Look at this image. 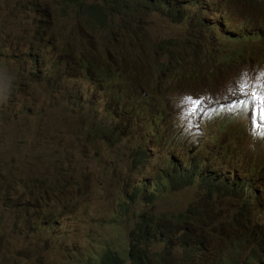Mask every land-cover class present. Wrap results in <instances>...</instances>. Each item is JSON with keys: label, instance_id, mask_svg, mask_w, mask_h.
<instances>
[{"label": "trees", "instance_id": "1", "mask_svg": "<svg viewBox=\"0 0 264 264\" xmlns=\"http://www.w3.org/2000/svg\"><path fill=\"white\" fill-rule=\"evenodd\" d=\"M21 2L18 8L21 14L40 6L49 31L48 37L43 36L42 27L24 34L23 22L10 8L9 13L0 17L9 21L6 31L0 25V33L6 34L5 37L15 35L13 41L25 47L10 66V73L0 80V88L7 95L2 104L9 110L15 108L14 113L24 121L26 127L21 135L34 156V162L25 163L21 173L10 157L0 154V264H169L175 258L184 260L183 264H201L203 257H211L206 251L195 252L200 243L190 245L185 240L181 241L179 250L164 239L160 243L165 248H155L159 230L169 222L186 228L218 224L216 218L220 213L212 217L203 205L209 200L216 202L218 191L206 182L205 172L194 155L196 150L185 144L176 130L175 124L179 121L169 112L168 99L154 102L147 91L142 90L145 96L133 102L135 91L130 94L135 84L156 87L175 67H188L180 50L171 48L174 54L157 55L149 61L130 47L123 45L125 51H122L118 43L112 42L101 52L94 51L90 58L83 59L79 48L71 45L73 39L68 29L85 28L88 23L105 27L110 22L109 13L133 11L140 2L135 6L132 0L128 4H121V0ZM229 2L227 11L221 13L226 25L239 21L237 26L244 22L253 25L248 33H239L237 42L242 44L246 36L252 35L264 38V0ZM44 4L55 8L53 17L47 14ZM251 9L254 10L250 14ZM204 21L195 30L198 34L202 28L215 29L213 21L206 18ZM114 38L118 40V35ZM200 44L196 42L195 47ZM47 46L52 55L64 48V58L62 61L54 55L55 66L44 72L39 66ZM262 48L259 46L255 51L264 58ZM16 52L17 47L12 50ZM203 55L215 59L207 56L205 47ZM199 58L198 54H190L186 60L201 62ZM6 65H10L8 61ZM209 73L218 76L215 63L209 66ZM10 75L14 77L7 79ZM114 77L125 80L127 99L125 105L111 115L94 105L99 98L98 88ZM22 98L28 102L16 107ZM165 141L167 144L173 141L178 150L164 152ZM89 158L93 164L91 171H88ZM82 159L84 166L78 171L74 163ZM147 165L156 170L153 175L145 177L139 185L127 180L131 167L141 171ZM246 174L251 176L248 171ZM17 183L21 184L20 189L16 188ZM184 187L194 195V204L186 206L185 210H167L166 195ZM259 188L264 190V185ZM242 197L235 193V203ZM87 199H94V203L89 204ZM97 203L106 208L107 227L102 228L98 243H90L80 250L76 235L82 226L101 214L95 207ZM60 214L67 228H63V224L59 227L56 219L50 221L51 216ZM224 222L240 233L235 238L226 226L221 228L217 238L231 235L232 239L231 246L216 257L219 264H264V227L247 233L226 217L221 221ZM100 230L91 228L90 233L100 234ZM192 236L190 232L186 239ZM55 248H61L62 253L52 254Z\"/></svg>", "mask_w": 264, "mask_h": 264}, {"label": "clouds", "instance_id": "2", "mask_svg": "<svg viewBox=\"0 0 264 264\" xmlns=\"http://www.w3.org/2000/svg\"><path fill=\"white\" fill-rule=\"evenodd\" d=\"M84 1L91 3L94 0ZM129 1L130 0H121V4H128ZM138 2H140V5L136 6L133 11H115L114 13H109L110 22H108L107 26L105 27H101L100 24H95L92 26L88 23L86 25L83 24L85 25V28L79 27L73 30L68 29V33L71 31V37L73 39L71 40V45L75 44V46L79 48L83 59L90 58L92 56V52L94 51L98 53L101 52L105 46L112 42L115 44L118 43L116 45L121 48L122 51H125L123 45L125 48L130 47L133 51H135V53H137V55H144L149 61L150 58L138 49L136 41H140L149 45L150 47H147L148 52H151L152 49H155V53L152 58L157 55L163 56L167 54H174L175 50L171 48L179 49L182 60L188 67H175L173 72H171V74L156 87H147L141 84H135L131 88L130 94H132L136 88H139L141 90H146L150 96V99L154 102L158 99L159 102H161L160 98L168 99L169 112H171L174 118L179 121L175 124V126L176 130L180 132L183 142L190 146L192 150H196L194 155L197 159H200L201 170L205 172V177L215 179V181L207 183L215 186V190L218 191V195L225 196V199L219 200L217 198L216 202L209 200L208 202L213 203V207L211 209H208L206 204H203L206 206L208 209L207 212L212 217H214L216 213H220V216L216 218V222L218 224H223V229H225L226 226L228 231L235 235L236 238L240 233L236 231L232 225L225 224V222L221 223L222 220H225V217L232 221L234 225L237 226L242 232L252 233L258 228L264 227V190H259V187L264 185V159L261 158L262 162L259 164H253L249 157V151L241 147L243 137L237 138L235 142H230L227 145H220L221 134L217 131L209 133V131L206 130L205 134L200 137L196 143H192L190 141L189 135L198 133L199 129L203 130V125L201 121L196 123L187 117L188 111H193L192 106L187 99L190 98L189 93L181 94L177 100L174 97L168 98L166 95H162V90L172 82L184 80V84L186 83L189 76L198 74L197 71L193 70L209 72V66L212 63L216 64V72L218 73V76H215L214 74L213 75L217 78L223 75L226 66L229 68L236 61H241L245 64L246 69L241 70L240 72H245L246 77L257 76L258 80H264V76L261 75L264 73V58L261 56V54H259V51H255V49H259V46L252 44L249 48V51L246 52L242 51L240 48V46H242L244 43L253 42L255 39H249V36H246L242 44H239L240 41L237 42L238 38L241 36V34H239L241 32H238V35H236V29L239 27V25L237 26L236 24H238L240 21L233 25H226L225 19L221 18V13L227 11L225 7L230 4L229 0H225V5L220 2H215V0H132V5L134 4L135 6ZM219 6L223 7L221 11L218 8ZM8 9L9 7L4 5V0H0V12L3 13H0V16L9 13ZM253 10L254 9H251L249 13L251 14ZM149 13L155 14L157 22H161L164 25L170 27L174 33L169 36H159L156 41H152L145 29V19ZM120 14L127 15L119 16ZM204 18H206L208 21H213V27L215 29L212 31L209 28H202L199 30L198 34V32L195 30L205 22ZM232 26L237 27L233 29ZM244 30L246 32L242 33L249 32L248 25H244ZM206 33H212L217 36L219 35V38H223L227 33V38H229L232 43L239 46L234 51L232 50L231 53H226L221 59H207L203 55L204 48L200 47V45L203 46L206 44L205 42H202L203 40H201L205 38ZM183 34H191L192 38L189 43L186 45H175L172 47L170 43L175 38ZM115 35H118V40H115ZM196 42L201 43L198 48L195 47ZM57 43L58 45L60 44V42ZM161 45H163V48L160 49L159 46ZM15 47H17V52L12 53L14 62L16 61L15 58L19 56L21 49L20 45L17 43H15ZM166 48L170 49L166 54H163L162 51ZM181 48L187 51L188 56L190 54H194V56L198 54L200 57L199 60L201 59V62H198V59H194L191 62L186 60L188 56L183 54L184 51L181 50ZM63 50L64 48H61L58 52L53 53L62 61L64 58L62 55ZM205 50L208 57L215 58V55H213L209 49L205 48ZM111 51L115 52L114 50ZM44 52L45 58L40 60L39 68L40 70L47 72V70H50L55 66V62H53L54 55L50 54L51 48L49 46L43 49V53ZM3 54L6 53H4V51L1 49L0 63H3ZM137 60L140 61L139 58H137ZM140 65L143 68L145 67L143 64ZM26 69L29 70L30 66H27ZM209 74L212 73H208L207 77H209ZM238 76H235L236 79ZM13 77V75H10L7 79ZM0 80H4L3 74H0ZM245 81L253 85H255L256 82L254 79H246ZM1 84L2 83L0 82V85ZM125 89V80L119 77L110 78L104 83L102 87L98 88L99 98L94 107L96 109L106 111L112 115L114 112H117L120 107L125 105L127 99ZM220 89H225V80L220 82ZM154 92L157 93L153 95ZM218 96H225V91L222 94H213L209 91H205L194 95L193 98H199L203 101L200 108L196 111L209 112L215 108H225V102L215 101ZM174 102L176 109H173L172 107ZM237 111L238 109L235 108V112ZM241 117V126L248 127L249 121L244 115H241ZM183 123L186 124L185 128L182 126ZM186 129L190 131V134L186 133ZM236 129L238 131L240 130V128ZM243 130L247 133V128ZM258 139L262 140V138ZM170 143L171 144H167L165 141L162 150L166 153H169L170 150L172 153H175L178 150V145L176 146L173 144V141H170ZM213 145H220L219 153L215 157V160H206L204 157L201 158L197 156V153L200 150L203 148L213 147ZM167 148L168 151H165ZM212 152L213 151L210 150H202L200 151V154L202 156H207L211 155ZM213 162H216L218 165L228 164L230 169H225L224 171ZM232 168H235V172L232 171ZM246 171L250 172L251 176H247ZM219 173L225 175V178L222 175H218ZM242 186L244 187V190L241 189L239 191L238 187ZM235 193L243 195V197L240 198L239 203H235L234 201ZM56 221L59 222V227L62 224L63 228L68 227L67 223H63L64 219L62 217L57 218ZM61 250V248H55L52 251V254L57 255ZM183 261L184 260H181V258H175V260L173 262L171 261L169 264H183Z\"/></svg>", "mask_w": 264, "mask_h": 264}, {"label": "rangeland", "instance_id": "3", "mask_svg": "<svg viewBox=\"0 0 264 264\" xmlns=\"http://www.w3.org/2000/svg\"><path fill=\"white\" fill-rule=\"evenodd\" d=\"M243 3H246L248 0H242ZM215 2H220L222 4H226L225 0H215ZM51 3V2H49ZM4 5L8 6L10 9H13L12 12H15V15H19L20 20L23 22V30L26 31L24 34L30 32V30H36L37 28H43V36L48 37L49 31V23L44 19V13L40 6L38 5L33 10H29V12L21 14L22 2L21 0H4ZM230 4L225 7L227 10ZM17 7V8H16ZM246 7V6H243ZM44 9L47 10V14H50L53 17L56 14V10L53 6L49 7L44 4ZM1 17V16H0ZM17 17V16H16ZM8 20L0 19V25L2 26L3 30L6 31L8 28ZM244 25H247V22L242 23L239 25L238 29H236V33L238 32H246L244 30ZM253 25H248V29H252ZM145 29L148 32V35L152 41H156L159 36L166 35L169 36L174 32L170 29V27L164 25L161 22H157V18L155 14H148L145 19ZM222 32V31H221ZM220 32V33H221ZM17 33V32H15ZM219 33V34H220ZM6 34L0 33V47L4 51L2 58L3 64L2 68L0 69V74H9L10 73V66L14 65V57L12 55V50L15 49V35L9 34L8 37H5ZM227 37V33L224 35L223 38H219V35H215L212 33H206L205 38L201 39L206 44L202 46V48H207L210 52L215 55V59H221L226 53H231V51L238 48L239 45L232 43V41ZM233 37V36H231ZM191 34H183L175 38L170 45L173 47L175 45H186L191 40ZM201 38V37H200ZM29 39V38H28ZM249 39H255L253 42L244 43L240 48L242 51L246 52L249 51V48L252 44L262 46V53L264 55V38H257L256 35H252ZM210 41V42H209ZM137 47L140 51L145 53L151 60L152 56L155 53V49H152L151 52H148L147 47L149 45L136 41ZM25 49L22 46L21 51L23 52ZM170 48L163 49L162 53L166 54ZM183 50V54L188 56L186 50ZM226 52V53H225ZM9 57H8V56ZM9 62L10 65H6V62ZM189 69V68H188ZM246 69L245 64L241 61H236L233 65L229 68L227 66L224 69V73L221 77L217 78L213 74H207L209 72H203L199 70L197 71L198 74H193L189 76L186 83L183 84L184 80H180L177 82H172L168 85L165 89L162 90V95L167 96L168 98L174 97L176 100L177 98L183 93H189L190 98H193L199 92L209 91L213 94H222L225 91V96H218L215 101L216 102H225V108H215L209 112H200L195 111H188L187 117L196 123L201 121L203 130L199 129L198 133L189 135L190 141L192 143H196L200 137H202L206 130L209 133L212 132H219L220 136V145H227L230 142H235L237 138L243 137V141L241 143V147L250 153V159L252 160L253 164L261 163V158L264 159V128H253L250 124L248 127L241 126L242 122V113L247 111L246 109H238L235 112V107H230L237 99H243V97H238L236 94L232 93V88L235 84H237L241 80L246 79H254L256 80L255 84H258L261 80L257 79L256 77H246L245 72H240L241 70ZM239 74V76H238ZM235 76H238L236 79ZM236 79V80H235ZM225 80V89H220V82ZM264 91V89H262ZM141 95L145 96L143 91L139 88L135 90V96L133 97V102L137 101ZM7 98L6 93L3 92L2 88H0V154L3 153L8 157H11L12 160L20 167L21 173H23L25 163L31 165L34 162V156L31 152V146L21 135L23 129L26 127L24 121L21 117L16 115L15 108L9 110L5 105L2 104ZM30 99V98H29ZM175 100V102H176ZM28 102L27 99L22 98L18 100L16 107L25 104ZM40 102V101H39ZM175 102L172 105L173 109H176ZM141 122V120H140ZM227 123V124H226ZM183 128L186 127V124L183 123ZM236 128H240L238 131ZM247 128V133L243 130ZM220 130V131H219ZM186 133L190 134V131L186 129ZM258 138H262L259 140ZM131 143V141L129 142ZM220 145H213V147L203 148L202 150H210L213 151L211 155L202 156L200 154V150L197 153L198 157L205 158L206 160H215V157L219 153ZM14 156V158H13ZM200 161V159L198 158ZM89 169L91 171L93 164L91 163V158L88 160ZM218 167L222 168L224 171L225 169L229 170L230 167L228 164L225 165H218L216 162H213ZM76 170L81 171L84 166L83 159L77 163H74ZM212 168V167H211ZM255 170V169H254ZM155 169L150 165H147L144 170L138 171L135 167H131V171L126 176L127 180L133 183L136 181V185H139L142 180L147 177L151 176L155 173ZM232 171L235 172V168H232ZM218 175H222L219 173ZM225 178V175H222ZM206 182L215 181L214 178L204 177ZM17 189H20L22 186L21 184H15ZM244 190V187H238V190ZM183 192V193H182ZM184 197V198H183ZM194 195L188 188H181L173 193L166 195V208L169 211H175L178 208L184 209L186 206H191L194 204L193 201ZM218 199H225V196L218 195ZM89 204L94 203V199H87ZM181 201V202H180ZM185 202V203H184ZM1 206V201H0ZM206 206L208 209L213 207V203L207 202ZM97 210L101 212L99 216L94 217L91 219L86 225L80 228V232L76 235L77 236V246L80 250H83L87 245L90 243L95 244L98 243L99 235H103V227H107V211L106 208L102 203L95 204ZM136 208H139L137 206ZM131 208H128L130 212ZM130 215V214H129ZM128 215V217H129ZM62 217V214L58 216H51L50 221H54L57 218ZM223 224H216L213 226L199 224L194 225L192 227L186 228L182 224H171L170 222L164 224L158 232L157 242H155L156 249H164L165 247L161 246L160 241L164 239L165 242L172 245L173 248L180 247L181 241L185 240L188 241L190 245H195L196 243H200L199 249H197L196 253H202L206 251L211 255V257H203L201 264H219L216 260L217 256L221 255V252L224 253V249H228L231 246V239L233 234L228 236H223L222 238H217ZM91 228H98L100 230V234L95 233L91 234ZM190 232L192 233V237L188 240L186 239L189 236ZM90 236V237H88ZM235 238L236 236L233 235ZM89 240V241H88ZM62 250L57 254H61ZM214 256V257H213Z\"/></svg>", "mask_w": 264, "mask_h": 264}, {"label": "snow or ice", "instance_id": "4", "mask_svg": "<svg viewBox=\"0 0 264 264\" xmlns=\"http://www.w3.org/2000/svg\"><path fill=\"white\" fill-rule=\"evenodd\" d=\"M264 76V73L261 74ZM264 80L258 84H249L245 80L239 81L232 88V93L243 99H237L230 107L246 109L242 114L253 128H264ZM192 106L193 114L200 108L203 101L199 98H187Z\"/></svg>", "mask_w": 264, "mask_h": 264}, {"label": "bare ground", "instance_id": "5", "mask_svg": "<svg viewBox=\"0 0 264 264\" xmlns=\"http://www.w3.org/2000/svg\"><path fill=\"white\" fill-rule=\"evenodd\" d=\"M60 8V7H59ZM65 44V43H64ZM67 44V43H66ZM226 53V52H225ZM78 54V53H77ZM132 82V81H131ZM143 83V82H142ZM137 105V104H136ZM156 107H158L157 105H156ZM160 107V106H159ZM165 109V108H164ZM151 118H153V117H151ZM227 124V123H226ZM6 157V156H5ZM3 158V157H2ZM11 158V157H10ZM13 158H14V156H13ZM12 159V158H11ZM1 160V159H0ZM3 160V159H2ZM11 164V163H10ZM1 167V166H0ZM1 170V169H0ZM0 172H2V171H0ZM6 172V171H5ZM7 173V172H6ZM3 175V174H2ZM10 175H11V173H10ZM9 175V176H10ZM1 176V175H0ZM4 176H5V173H4ZM8 175H7V177H9ZM6 177V176H5ZM13 177H14V175H13ZM8 180V179H7ZM176 190V189H175ZM183 193V192H182ZM184 198V197H183ZM20 199V198H19ZM18 199V200H19ZM17 201V200H16ZM181 202V201H180ZM185 203V202H184ZM144 204V203H143ZM23 206V205H22ZM195 206V205H194ZM184 210H185V208H184ZM195 212V211H194Z\"/></svg>", "mask_w": 264, "mask_h": 264}]
</instances>
